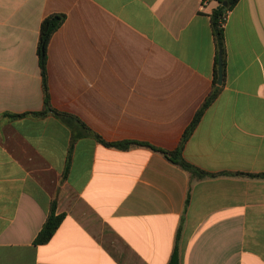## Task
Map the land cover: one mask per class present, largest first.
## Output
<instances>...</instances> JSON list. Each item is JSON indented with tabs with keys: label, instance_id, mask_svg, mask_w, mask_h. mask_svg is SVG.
Here are the masks:
<instances>
[{
	"label": "crops",
	"instance_id": "obj_1",
	"mask_svg": "<svg viewBox=\"0 0 264 264\" xmlns=\"http://www.w3.org/2000/svg\"><path fill=\"white\" fill-rule=\"evenodd\" d=\"M199 0H0V264H264V0H239L218 52ZM66 16L48 47L43 20ZM107 143H132L127 149ZM71 150V162L68 158ZM65 217L35 239L51 208Z\"/></svg>",
	"mask_w": 264,
	"mask_h": 264
},
{
	"label": "trees",
	"instance_id": "obj_2",
	"mask_svg": "<svg viewBox=\"0 0 264 264\" xmlns=\"http://www.w3.org/2000/svg\"><path fill=\"white\" fill-rule=\"evenodd\" d=\"M239 2V0H220V7L215 9L212 13V25H213V31L217 46V52H218V59H217V66L215 70L214 80H213V86L212 90L209 93V95L204 100L203 104L197 111L194 120L189 125V127L185 130L179 147L174 151H166L158 148H154L155 150H159L163 154H165L173 163L181 166L184 170L190 172L193 177L197 178H203L209 173L199 169L198 167L192 165L189 163L184 157H183V149L194 132L195 128L197 127L198 123L200 122L203 114L205 111L210 107V105L216 100V98L219 96L223 89V85H218V67H219V59L222 58L223 62V71L225 72L226 64H227V50H226V44H225V36H224V28L220 24V20L225 14L227 10H232L235 5ZM227 3L226 6L223 4ZM66 19V16L61 13H56L49 15L46 17L40 28V36H39V42H38V58H39V65L41 69V75L43 78V87L45 92V102H44V111L40 113H24V114H18V115H12L13 117H22L26 115H35V116H45L48 113H52L61 119L67 120L68 118H72L70 115L58 112L54 110L51 106L50 98H49V89H48V82H47V62H48V47L51 41L52 36L54 33L63 25L64 21ZM96 138L100 139L102 142H104L106 145L109 146H116L122 149H127L132 143L130 142H124V143H107L103 141L99 136L94 135ZM71 162V150L69 153L68 158V167ZM255 177H261L264 178V173L260 175H252ZM65 215L64 214H57L56 213V207L53 206L50 210V212L47 215L46 221L38 233L35 244L42 245L48 243L51 238L54 236L56 231L58 230L59 226L61 225ZM169 264H180V255H179V248L176 246L170 263Z\"/></svg>",
	"mask_w": 264,
	"mask_h": 264
},
{
	"label": "built area",
	"instance_id": "obj_3",
	"mask_svg": "<svg viewBox=\"0 0 264 264\" xmlns=\"http://www.w3.org/2000/svg\"><path fill=\"white\" fill-rule=\"evenodd\" d=\"M199 1H200V8L205 9L207 6H209L212 0H199ZM231 13H232L231 9L227 10L225 14L223 15V17L221 18L220 24L223 28H225Z\"/></svg>",
	"mask_w": 264,
	"mask_h": 264
},
{
	"label": "water",
	"instance_id": "obj_4",
	"mask_svg": "<svg viewBox=\"0 0 264 264\" xmlns=\"http://www.w3.org/2000/svg\"><path fill=\"white\" fill-rule=\"evenodd\" d=\"M223 5L226 6L227 3H224ZM218 74H219L218 85L221 86L223 84V81H224L223 62H222V58L221 57L219 59Z\"/></svg>",
	"mask_w": 264,
	"mask_h": 264
}]
</instances>
